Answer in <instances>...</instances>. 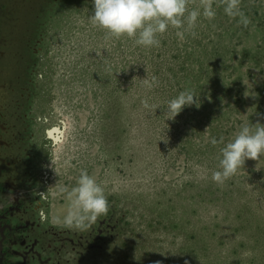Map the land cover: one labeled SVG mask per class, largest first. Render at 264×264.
<instances>
[{"label":"rangeland","instance_id":"rangeland-1","mask_svg":"<svg viewBox=\"0 0 264 264\" xmlns=\"http://www.w3.org/2000/svg\"><path fill=\"white\" fill-rule=\"evenodd\" d=\"M213 6L195 36L145 48L94 27L92 0H0V264H264V156L212 180L264 124V0H242L247 28ZM185 89L199 107L168 119ZM81 170L109 211L68 228Z\"/></svg>","mask_w":264,"mask_h":264},{"label":"clouds","instance_id":"clouds-1","mask_svg":"<svg viewBox=\"0 0 264 264\" xmlns=\"http://www.w3.org/2000/svg\"><path fill=\"white\" fill-rule=\"evenodd\" d=\"M194 0H92L93 10L88 19L98 29L104 31L109 38L133 39L140 47H159L160 39L171 27L176 29L180 39L185 34L195 36L194 29L198 19L203 16L207 20L216 17L215 0H199V7L189 10V4ZM224 13L247 28L249 18L241 8L242 0H220ZM142 84L147 89L158 86L155 76L151 80L145 78ZM195 104L199 107V96L189 89L180 91L178 95L167 102L166 116L174 119L184 107ZM142 106L150 111L160 108L150 104L147 99ZM211 143L224 144V138L219 141L212 138ZM222 158L219 160V170L212 173V180L223 184L234 176L238 169L244 166L246 160H259L264 156V124L243 125L235 134L234 139L221 148ZM69 206L62 223L68 228L84 229L95 223L109 211V201L104 188L88 174L81 170L75 186L65 187ZM41 196L44 193H40ZM58 222L59 219H58ZM178 241L182 237L177 238ZM187 264V262H186Z\"/></svg>","mask_w":264,"mask_h":264}]
</instances>
